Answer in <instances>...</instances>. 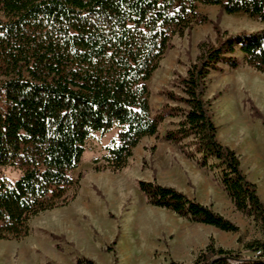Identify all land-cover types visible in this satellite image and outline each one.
Listing matches in <instances>:
<instances>
[{
  "label": "trees",
  "instance_id": "1",
  "mask_svg": "<svg viewBox=\"0 0 264 264\" xmlns=\"http://www.w3.org/2000/svg\"><path fill=\"white\" fill-rule=\"evenodd\" d=\"M197 4L243 13L264 23V0H0V239H21L29 221L67 205L78 187L71 173L95 133L116 130L95 163L96 170L126 167L141 139L157 134L160 123L180 116L164 139L191 138V157L220 168V184L235 209L251 217L261 238L235 251L212 238L193 264H264V202L243 174L234 150L222 145L204 99L206 78L223 67L264 73V29L229 34L216 23L214 42L202 41L199 54L177 79L180 94L152 115L146 82L174 35L206 21ZM19 176L7 179L1 171ZM146 203L223 232L238 227L211 207L172 187L138 181ZM247 253L248 255H245ZM76 264H95L90 259ZM176 264V263H171Z\"/></svg>",
  "mask_w": 264,
  "mask_h": 264
},
{
  "label": "rangeland",
  "instance_id": "2",
  "mask_svg": "<svg viewBox=\"0 0 264 264\" xmlns=\"http://www.w3.org/2000/svg\"><path fill=\"white\" fill-rule=\"evenodd\" d=\"M196 12L206 21L171 38L169 49L146 82L152 115H158L165 105L180 106L169 101L166 93L180 94L177 79L195 62L199 43L214 42V23L229 34L264 29L258 18L225 14L218 6L197 4ZM237 57L238 68L225 66L207 76L204 99L218 141L235 151L243 174L255 184L264 202V73L245 65L240 53ZM180 119L166 117L157 134L141 139L126 167L118 172L95 169L103 165L95 160L104 154L116 130L95 133L71 173L79 180L78 187L67 192L74 198L32 218L27 236L0 239V264H76L81 259L95 264H193L210 238L216 247L235 251L260 239L258 224L237 211L223 191L216 161L208 159L202 166L199 155L189 156L191 138L180 143L164 139L165 132L175 129ZM1 173L10 180L19 176L11 169ZM138 181L174 188L211 207L235 224L238 232H223L147 204Z\"/></svg>",
  "mask_w": 264,
  "mask_h": 264
}]
</instances>
